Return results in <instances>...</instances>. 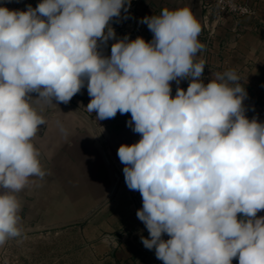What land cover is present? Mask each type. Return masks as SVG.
Wrapping results in <instances>:
<instances>
[{
    "label": "clouds",
    "instance_id": "obj_1",
    "mask_svg": "<svg viewBox=\"0 0 264 264\" xmlns=\"http://www.w3.org/2000/svg\"><path fill=\"white\" fill-rule=\"evenodd\" d=\"M128 3L0 6V245L21 236L17 193L46 175L33 140L47 121L33 101L67 104L86 82L89 112L131 113L141 136L117 154L127 187L142 196L144 247L163 264H264V123L244 114L234 70L203 82L202 27L188 7L144 17L151 41L125 37L102 56L98 41L115 39L109 21ZM185 78L173 98L170 82Z\"/></svg>",
    "mask_w": 264,
    "mask_h": 264
},
{
    "label": "crops",
    "instance_id": "obj_2",
    "mask_svg": "<svg viewBox=\"0 0 264 264\" xmlns=\"http://www.w3.org/2000/svg\"><path fill=\"white\" fill-rule=\"evenodd\" d=\"M40 2L0 0V6L27 10L28 5L35 8ZM251 2L256 6V15H227L216 25L215 10L205 8L203 0H129L127 10L122 8L121 15L109 21L115 39L106 44L98 41V51L110 56L112 44L125 37L134 40L139 36L151 41L152 32L141 23L144 17L159 15L164 8L188 7L202 27L198 39L205 47L195 58L205 62L202 79L211 80L213 73L234 70L247 93L244 114L249 120L255 118L264 123L259 116L264 103V0ZM170 84L174 98L177 87L186 91L189 81L185 78L179 84ZM30 95L37 98L36 93ZM90 99L85 82L67 104L55 99L53 104L33 101L47 121L39 126L33 140L46 175L35 178L34 183L17 193L21 203L19 227L21 232L33 225L39 228L58 223L57 231L76 227L85 243L89 241L101 258H110L113 264H154V249L149 250L142 243V238H149L148 230L136 214L142 208V196L127 187L125 165L117 154L121 144L131 145L141 136L128 126L131 113L118 112L114 118L99 120L95 112L86 108ZM100 203L85 221L69 223ZM257 216H264V210ZM238 218L242 216L238 214ZM7 241L0 245V264H4ZM232 264H238V258Z\"/></svg>",
    "mask_w": 264,
    "mask_h": 264
},
{
    "label": "rangeland",
    "instance_id": "obj_3",
    "mask_svg": "<svg viewBox=\"0 0 264 264\" xmlns=\"http://www.w3.org/2000/svg\"><path fill=\"white\" fill-rule=\"evenodd\" d=\"M25 226V225H24ZM52 229L24 227L21 236L9 239L4 264H113L101 258L94 247L79 233L78 228ZM42 232V233H41ZM49 232V233H48Z\"/></svg>",
    "mask_w": 264,
    "mask_h": 264
},
{
    "label": "built area",
    "instance_id": "obj_4",
    "mask_svg": "<svg viewBox=\"0 0 264 264\" xmlns=\"http://www.w3.org/2000/svg\"><path fill=\"white\" fill-rule=\"evenodd\" d=\"M204 7L215 10L214 23L220 24L225 16L230 15L239 17L243 15H256V6L251 0H203ZM187 79V78H186ZM189 81V79H187ZM210 81L209 78H205L203 82L207 84ZM190 82V81H189ZM260 118L264 121V103L259 111ZM163 239L167 240L169 237L167 234H163ZM154 264H159L161 260L156 258L155 249L153 251Z\"/></svg>",
    "mask_w": 264,
    "mask_h": 264
},
{
    "label": "water",
    "instance_id": "obj_5",
    "mask_svg": "<svg viewBox=\"0 0 264 264\" xmlns=\"http://www.w3.org/2000/svg\"><path fill=\"white\" fill-rule=\"evenodd\" d=\"M100 205H101V203H100V204H96L93 208H91V209L88 211L87 214H85L84 216H82V217H80V218H78V219L72 220V221H70L69 223H70V224H75V223H80V222L85 221L88 217H90V216L94 213V211H95ZM58 226H59V224H58V223H55V224H53V225H48V226H44V227H41V228H44V229H52V228H56V227H58Z\"/></svg>",
    "mask_w": 264,
    "mask_h": 264
}]
</instances>
